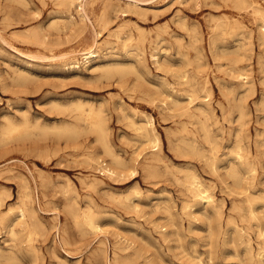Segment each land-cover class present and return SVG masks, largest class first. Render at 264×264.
Masks as SVG:
<instances>
[{
	"label": "rangeland",
	"instance_id": "obj_1",
	"mask_svg": "<svg viewBox=\"0 0 264 264\" xmlns=\"http://www.w3.org/2000/svg\"><path fill=\"white\" fill-rule=\"evenodd\" d=\"M238 1L93 0L83 21L77 2L0 0V129L30 127L0 144V264H264V0ZM90 109L130 162L121 175L103 168ZM145 119L161 152L135 127ZM66 125L77 135L55 133Z\"/></svg>",
	"mask_w": 264,
	"mask_h": 264
},
{
	"label": "bare ground",
	"instance_id": "obj_2",
	"mask_svg": "<svg viewBox=\"0 0 264 264\" xmlns=\"http://www.w3.org/2000/svg\"><path fill=\"white\" fill-rule=\"evenodd\" d=\"M62 1V0H61ZM68 4H69V6L72 8L73 6H75V3L77 2V4L78 5H80L79 6V10H78V12H79V15H80V17H81V19L83 20V21H87V19H89L90 18V16H89V10H90V7L92 6V4H93V0H65ZM119 1V0H118ZM137 1V0H136ZM153 1V0H152ZM234 1V0H233ZM238 1V0H237ZM63 2H64V0H63ZM79 2V3H78ZM105 2V1H104ZM133 2H134V0H133ZM132 2V3H133ZM140 2V1H139ZM145 2V1H144ZM236 2V1H235ZM238 2H240V1H238ZM134 3H137V2H134ZM205 3H207L206 1H205ZM204 3V4H205ZM233 3V2H232ZM241 3V2H240ZM248 3V2H247ZM131 4V3H130ZM237 4V3H236ZM250 4V3H249ZM256 4V3H255ZM110 5V4H109ZM120 5V4H119ZM126 5V4H125ZM211 5H212V3H211ZM239 5V4H238ZM242 5V4H241ZM246 5V4H245ZM248 5V4H247ZM253 5H254V3H253ZM127 6H128V4H127ZM131 6V5H130ZM129 6V7H130ZM134 5L132 4V7H133ZM249 6H251V5H249ZM257 6V5H256ZM105 7V6H104ZM116 7H117V5H116ZM136 7V6H135ZM137 7H139V6H137ZM142 7V6H141ZM246 7V6H245ZM254 8H255V6H253ZM131 8V7H130ZM129 8V9H130ZM253 8V9H254ZM149 9V8H148ZM152 9V8H151ZM256 9V8H255ZM131 10V9H130ZM144 10V9H143ZM261 10V9H260ZM102 11H103V9H102ZM258 11V10H257ZM53 12V11H52ZM105 11H103V13H104ZM129 12V11H128ZM141 12V11H140ZM124 13V12H123ZM122 13V14H123ZM143 13V12H142ZM141 13V14H142ZM145 13V12H144ZM260 13V12H259ZM109 15V14H108ZM112 15V14H111ZM145 15H146V13H145ZM103 16V15H102ZM214 16V15H213ZM227 16V15H226ZM70 17H71V19H73V16L72 15H70ZM104 17V16H103ZM103 17H102V19H103ZM105 17H106V15H105ZM156 17V16H155ZM207 17V16H206ZM211 18V17H210ZM215 18H216V16H215ZM263 18H264V14H263ZM60 19V18H59ZM148 19V18H147ZM221 18L219 17V20H220ZM235 19V18H234ZM68 20V19H67ZM81 20V21H82ZM111 20V19H110ZM90 21V20H89ZM88 21V22H89ZM101 21V20H100ZM106 23L105 24H108L110 21H108V23H107V21L106 20H104ZM176 21V20H175ZM179 21V20H178ZM213 21V20H212ZM235 21H236V19H235ZM124 22V21H123ZM128 23H129V21H127ZM135 22V21H134ZM165 22V21H164ZM172 22H173V20H172ZM220 22V21H219ZM69 24V23H68ZM100 24V23H99ZM136 24V23H135ZM178 24V23H177ZM182 24V23H181ZM186 24V23H185ZM188 24V23H187ZM186 24V25H187ZM224 24V23H223ZM70 25V24H69ZM73 25V24H72ZM139 25V24H138ZM141 25V24H140ZM185 25V26H186ZM54 26V25H53ZM123 26H125V25H123ZM136 26V25H135ZM143 26V25H142ZM210 26V25H209ZM38 27V26H37ZM67 27V26H66ZM137 27V26H136ZM262 27H264V23H263V26ZM59 28H60V26H59ZM124 28V27H123ZM192 28V27H191ZM195 28V27H194ZM223 28H224V26H223ZM222 28V29H223ZM102 29H104V26H103V28ZM139 29V28H138ZM161 29H163L162 27H161ZM183 29V28H182ZM189 29V28H188ZM239 29V28H238ZM64 30H65V28H64ZM130 30H132V29H130ZM218 30H219V28H218ZM96 31V30H95ZM101 31V30H100ZM133 31V30H132ZM188 31V30H187ZM193 31V29L191 30V32ZM74 32H78V31H75L74 30ZM82 32V31H81ZM80 32V33H81ZM116 33V32H115ZM141 33H142V31H141ZM252 33V32H251ZM13 34V33H12ZM17 34H19V32H17ZM27 34V33H26ZM143 34V33H142ZM197 34H198V32H197ZM263 34H264V31H263ZM159 35H161V34H159ZM194 35V34H193ZM244 35V34H243ZM130 36V35H129ZM129 36H127V38L129 37ZM177 36V35H176ZM197 36V35H196ZM202 36V35H201ZM219 36V35H218ZM251 36V35H250ZM254 36V35H253ZM20 37H22V36H20ZM26 37H27V35H26ZM30 37V36H29ZM37 37H39V36H36V38ZM72 37H73V35H72ZM130 37H133L132 35L130 36ZM217 37V36H216ZM263 37H264V35H263ZM177 38H180V37H177ZM192 38V37H191ZM196 38V37H195ZM26 39V38H25ZM129 39V38H128ZM144 39V38H143ZM217 39H218V37H217ZM225 39V38H224ZM23 40V39H22ZM41 40V39H40ZM151 40V39H150ZM201 40V39H200ZM263 40V39H262ZM114 41V40H113ZM128 41V40H127ZM199 41V40H198ZM242 41H244V40H242ZM25 42H27V40L25 41ZM39 42V41H38ZM124 42V41H123ZM177 42H179V41H177ZM194 42V44L197 42H195V41H193ZM45 43V42H44ZM44 43H42V44H44ZM96 43V42H95ZM94 43V44H95ZM109 43V42H108ZM182 43V42H181ZM249 43H250V41H249ZM263 43H264V41H263ZM142 44H144L143 42H142ZM193 44V43H192ZM181 45V44H180ZM40 46V45H39ZM45 46V45H44ZM193 46V45H192ZM94 47V46H93ZM124 47H126V46H123V48ZM46 48V47H45ZM52 48V47H51ZM211 48V47H210ZM115 49V48H114ZM194 49V48H193ZM204 49V48H203ZM262 49V48H261ZM111 50V49H110ZM178 50H179V48H178ZM99 50H94V49H89V50H87V51H84V52H82L81 54L82 55H84V57H83V59H85V61H83L84 63H86V64H89L92 60H94L95 58H97L98 56H99V52H98ZM196 51V50H195ZM80 52V51H79ZM197 52V51H196ZM133 53V52H132ZM212 53V52H211ZM237 53H238V51H237ZM240 53V52H239ZM29 54H31V53H29ZM69 54V53H68ZM182 54V53H181ZM201 54V53H200ZM241 54V53H240ZM260 54H261V52H260ZM190 55V54H189ZM196 55V54H195ZM262 55V54H261ZM59 56V55H58ZM58 56H56V58L58 57ZM63 56V55H62ZM49 57V56H48ZM252 57V56H251ZM44 58H45V56H44ZM52 58V57H51ZM195 58V57H194ZM200 58V57H199ZM258 58H259V56H258ZM261 58V57H260ZM54 59V58H53ZM168 59V58H167ZM180 59V58H179ZM252 59H253V57H252ZM181 60V59H180ZM78 61H79V59H78ZM190 60H188V62H189ZM252 61V60H251ZM258 61H259V59H258ZM159 62V61H158ZM157 62V63H158ZM193 62V61H192ZM234 62V61H233ZM249 62V61H248ZM74 63H76V61L74 62ZM206 63V62H205ZM236 63V62H235ZM169 64V63H168ZM177 64V63H176ZM175 64V65H176ZM182 64V63H181ZM188 64V63H187ZM200 64V63H199ZM222 64V63H221ZM237 64H238V61H237ZM97 65V64H96ZM158 65V64H157ZM66 66V65H65ZM75 66V65H74ZM133 66V65H132ZM162 66V65H161ZM172 66V65H171ZM170 66V67H171ZM185 66V65H184ZM248 66H249V64H248ZM67 67V66H66ZM110 67V66H109ZM124 67V66H123ZM135 67V66H134ZM133 67V68H134ZM157 67H159V66H157ZM174 67V66H173ZM197 67V66H196ZM221 66H219V68H220ZM246 67V66H245ZM68 68V67H67ZM100 68V67H99ZM110 68H112V67H110ZM235 68V67H234ZM92 69V68H91ZM124 69V68H123ZM135 69V68H134ZM177 69V68H176ZM175 69V70H176ZM181 69V68H180ZM186 69V68H185ZM243 69V68H242ZM248 69V68H247ZM108 70H111V69H108ZM125 70V69H124ZM183 70V69H182ZM112 71V70H111ZM134 71V70H133ZM132 71V72H133ZM103 72V71H102ZM135 72H136V70H135ZM184 72V71H183ZM246 72V71H245ZM124 73V72H123ZM188 73V72H187ZM199 73V72H198ZM244 73V72H243ZM253 73V72H252ZM109 74V73H108ZM120 74H122V73H120ZM132 74H134V73H132ZM137 74V73H136ZM178 74V73H177ZM181 74H183V73H181ZM202 74V73H201ZM110 75H111V73H110ZM137 75H139V74H137ZM179 75H180V73H179ZM189 75V74H188ZM239 75H240V71H239ZM243 75V74H242ZM109 76V75H108ZM114 76H115V74H114ZM123 76V75H122ZM111 77V76H110ZM167 77V76H166ZM165 77V78H166ZM204 77V76H203ZM235 77V76H234ZM238 77V76H237ZM139 78H140V75H139ZM192 78H193V76H192ZM141 79H143L142 77H141ZM190 79V78H189ZM93 80V79H92ZM144 80V79H143ZM187 80V79H186ZM180 81V80H179ZM185 81V80H184ZM189 80H187V81H185L186 83L188 82ZM124 82V81H123ZM161 82V81H160ZM191 81H189V83H190ZM235 82V81H234ZM148 84H149V82H147ZM185 83V84H186ZM193 83V82H192ZM192 83H191V85H192ZM166 84V83H165ZM178 84V83H177ZM157 85V84H156ZM183 85V84H182ZM185 86V85H184ZM233 87V86H232ZM167 88V87H166ZM184 88V87H183ZM195 88V87H194ZM155 89H159V86H158V88L156 87ZM176 89V88H175ZM167 90V89H166ZM187 91V90H186ZM244 91V90H243ZM188 92H190V91H188ZM197 92V91H196ZM250 92V91H249ZM246 93H247V90H246ZM264 93V92H263ZM194 94V93H193ZM243 94V93H242ZM165 95V94H164ZM195 95H197V93H195ZM239 95V94H238ZM264 95V94H263ZM242 96V95H241ZM159 97V96H158ZM195 97H197V96H195ZM161 98V97H160ZM195 99H197V98H195ZM229 99H231V98H229ZM192 100H193V96H192ZM235 100V99H234ZM87 101H88V99H87ZM148 101V100H147ZM226 101H228V100H226ZM118 102V101H117ZM151 102V101H150ZM159 102H160V100H159ZM162 102V101H161ZM179 102V101H178ZM238 102V101H237ZM263 102V101H262ZM83 103V102H82ZM105 103V102H104ZM164 103V102H163ZM171 103H172V100H171ZM217 103V102H216ZM260 103V102H259ZM125 104V103H124ZM153 104V103H152ZM162 104V103H161ZM161 104H160V106H161ZM174 104V103H173ZM221 104V103H220ZM242 104H244V103H242ZM81 105V104H80ZM104 105V104H103ZM163 105V104H162ZM217 105H219V104H217ZM62 106V105H61ZM69 106V105H68ZM177 106V105H176ZM175 106V107H176ZM226 106H228V105H226ZM63 107V106H62ZM166 107V106H165ZM181 107V106H180ZM236 107V106H235ZM99 108H101L100 107V105H99ZM198 108V107H197ZM203 108V107H202ZM242 108V107H241ZM59 109H60V107H59ZM80 109V108H79ZM82 109V108H81ZM81 109H80V111H81ZM85 109V108H84ZM92 109H93V106H92ZM160 109V108H159ZM166 109V108H165ZM168 109V108H167ZM176 109V108H175ZM199 109V108H198ZM228 109H229V107H228ZM91 110V109H90ZM104 110V109H103ZM180 110V109H179ZM191 110V109H190ZM202 110V109H201ZM246 110V109H245ZM70 111V110H69ZM72 111H77V110H72ZM71 111V112H72ZM88 111V110H87ZM101 111V112H100ZM99 112L98 111H94V110H91L90 111V113H88L87 114V120L90 122V127H92V128H89V130L90 131H92V129L94 130V132H96L97 133V137H98V140L100 141V143H101V146H102V148H103V150H104V152L110 157L109 159H110V161H109V163L108 162H106V163H104L103 162V160L102 159H100V157L99 156H96V155H94V154H92V155H90L88 158H89V160H91V161H93L94 163H100V162H103V164L105 165V167H103L104 168V170L110 175V177H114V176H117V175H121L123 172H125V170H127L128 168H130V162H128V160L127 161H125V160H123L121 157H120V154L118 155L115 151H114V149H113V146H112V144L110 143V140H109V137H108V130H107V126H106V124L104 123V121H103V118H101V114H102V110H100ZM150 111V110H149ZM170 111V110H169ZM178 110H176V112H177ZM181 111V110H180ZM192 111V110H191ZM196 111V110H195ZM229 111V110H228ZM243 111L244 110H242V113H240V118L242 119V114H243V116H244V113H243ZM89 112V111H88ZM186 112H187V109H186ZM193 112V111H192ZM202 112H204V110L202 111ZM85 113V112H84ZM83 113V114H84ZM101 113V114H100ZM103 113H105V112H103ZM178 113V112H177ZM181 113V112H180ZM191 113V112H190ZM145 114V113H144ZM203 115L205 114V116H206V112L205 113H202ZM211 114V113H210ZM156 115V114H155ZM172 115V114H171ZM194 115H195V113H193V118H194ZM216 115V114H215ZM78 116L80 117V115L78 114ZM77 116V117H78ZM126 116H128V115H126ZM173 116V115H172ZM186 116V115H185ZM188 116V115H187ZM208 116V115H207ZM83 117V116H82ZM82 117H80V118H82ZM124 117V116H123ZM178 117V116H177ZM189 117V116H188ZM196 117H198L197 116V114H196ZM83 118H85V117H83ZM200 118V117H199ZM129 119V118H128ZM208 119V118H207ZM210 119V118H209ZM218 119V118H217ZM240 119V120H241ZM81 120V119H80ZM79 120V121H80ZM211 120V119H210ZM9 121V120H8ZM7 121V122H8ZM24 121H26V120H24ZM201 121H203V120H201ZM205 121H207L206 119H205ZM205 121H203V122H205ZM217 121V120H216ZM215 121V122H216ZM29 122V121H28ZM131 122H132V124H133V122L134 121H132V118H131ZM130 122V123H131ZM177 122V121H176ZM190 122V121H189ZM200 122V121H199ZM208 122H209V120H208ZM39 123V122H38ZM218 123V122H217ZM25 124V123H24ZM28 124H31V123H28ZM36 124H37V122H36ZM55 124V123H54ZM135 124V127H136V129L137 130H139L140 131V135L143 137V138H145V140H146V142H148V143H150L151 144V146H152V148H153V150H154V152H161V150H162V145H163V141L161 140V138H160V136H159V134L157 133V131L155 130V128H154V125H153V122H152V120H150V119H145V122L143 123V124H141V125H138L137 123H134ZM213 124V123H212ZM82 125V124H81ZM183 125H184V122H183ZM65 126V125H64ZM74 126V125H73ZM204 126V125H203ZM202 126V127H203ZM43 127V126H42ZM52 127V126H51ZM60 127V126H59ZM88 127V126H87ZM29 129H30V127H28ZM28 128L27 127H25V126H20V125H17V124H15V123H13V122H9L6 126H4V127H2L1 129H0V144H1V142L4 140V139H8V138H12V137H14L15 135H19V134H22V133H24V132H26L27 130H28ZM36 128V127H35ZM40 128V127H39ZM46 128V127H45ZM55 128H56V126H55ZM165 128V127H164ZM213 128V127H212ZM33 129V128H32ZM44 129V128H43ZM48 129H49V127H48ZM52 129V128H51ZM50 129V130H51ZM54 129V128H53ZM78 129V128H77ZM184 129V128H183ZM202 129V128H201ZM208 128H206V130H207ZM56 130H57V132H55V133H58V131H62V132H64V133H68V134H72V135H75V133H76V135H77V130H76V128H73V127H69V126H67L66 125V127H63L62 126V128H56ZM82 130V129H81ZM182 130V129H181ZM187 130H188V128H187ZM238 130V129H237ZM33 131V130H32ZM40 131V130H39ZM41 131H42V128H41ZM44 131H45V129H44ZM83 131V130H82ZM87 131V129L85 130V132ZM89 131V132H90ZM175 131V130H174ZM180 131V130H179ZM213 131V130H212ZM262 131V130H261ZM171 132V131H170ZM185 132V131H184ZM209 132H211L210 131V129H209ZM214 132V131H213ZM27 133V132H26ZM25 133V134H26ZM41 133V132H40ZM91 133V132H90ZM172 133V132H171ZM174 133V132H173ZM176 133V132H175ZM182 133V132H181ZM239 133V132H238ZM28 134H29V131H28ZM36 134H37V132H36ZM81 134V133H80ZM61 135V134H60ZM189 135V134H188ZM35 136V135H34ZM55 136H57L58 137V134H56ZM62 136H64V134L62 135ZM67 136H69V135H67ZM174 136H176L175 134H174ZM239 136V135H238ZM253 136V135H252ZM32 137V136H31ZM76 138H77V136H75ZM204 137H206V136H204ZM35 138H36V136H35ZM210 138V137H209ZM127 139V138H126ZM186 139V138H185ZM241 138H239V140H240ZM13 140H14V138H13ZM189 140V139H188ZM209 140V139H208ZM208 140H206V141H208ZM15 141V140H14ZM97 141V140H96ZM128 141V140H127ZM184 141V140H183ZM186 141V140H185ZM184 141V142H185ZM22 142V141H21ZM24 142H26V140L24 141ZM135 142H136V140H135ZM181 142V141H180ZM209 142V141H208ZM211 142H213L214 143V141L212 140ZM5 143V142H4ZM187 142H185V144H186ZM191 143V142H190ZM189 143V144H190ZM215 143H217V142H215ZM122 144V143H121ZM195 144V143H194ZM176 145V144H175ZM193 145V144H192ZM212 145V144H211ZM215 145V147H214V149H212V150H215V148H217V145L216 144H214ZM3 146V145H2ZM144 146H146V145H144ZM193 146H195V145H193ZM244 147V146H243ZM193 148V147H192ZM191 149V148H190ZM197 149V148H196ZM195 149V150H196ZM242 150H243V148H242ZM35 151V150H34ZM211 151V150H210ZM196 151H194V153H195ZM200 152V151H199ZM204 153H205V151H203ZM216 152V151H215ZM215 152H213V153H215ZM220 152V151H219ZM234 152V151H233ZM242 152V151H241ZM253 152V151H252ZM79 153V152H78ZM190 153V152H189ZM198 153V152H197ZM236 153V152H235ZM90 154V153H89ZM147 155V154H146ZM200 155V154H199ZM202 155V154H201ZM213 155H215V154H213ZM148 156V155H147ZM209 157V156H208ZM208 157L206 156V160L207 161H209L208 160ZM242 158V157H241ZM244 158V157H243ZM47 159H48V157H47ZM134 159H135V156H134ZM253 159V158H252ZM89 160H88V162H89ZM212 160V159H211ZM84 161H86V160H84ZM229 161V160H228ZM6 162V161H5ZM88 162H86V163H88ZM212 162L213 161H211V164H212ZM84 163V162H83ZM230 163H231V161H230ZM145 164V163H144ZM208 164H209V162H208ZM143 166V165H142ZM253 166V165H252ZM27 167V166H26ZM38 167V166H37ZM133 167V166H132ZM214 167V166H213ZM233 168H232V170H231V174L234 176V177H236L235 179H240V172H239V170H238V168H237V166H232ZM1 168V167H0ZM3 168V167H2ZM255 168H256V166H255ZM212 169V168H211ZM226 169H229V168H226ZM14 170V169H13ZM28 170V169H27ZM254 170V169H253ZM136 170H134L133 169V173L135 172ZM139 171V170H138ZM194 171V170H193ZM185 172V171H184ZM213 172H214V168H213ZM250 172V171H249ZM252 172V171H251ZM107 174V175H108ZM153 174H155V172H153ZM254 174V173H253ZM89 175V174H88ZM255 175V174H254ZM153 176H155V175H153ZM228 176H230V175H228ZM95 177V176H94ZM94 177H93V179H94ZM217 177H219V176H217ZM25 178V177H24ZM85 178V177H84ZM197 178V177H196ZM254 178V177H253ZM242 179V178H241ZM24 180V179H23ZM98 181V180H97ZM200 181H201V179H200ZM200 181H198L197 179H194V181L193 182H191L192 183V187L191 188H193L196 192H197V194L198 195H201V197H203V198H206V200H207V202H209L210 201V199H211V195H203L202 196V194H204L205 192H206V190H203L201 187H202V183L200 182ZM243 181V180H242ZM261 181V180H260ZM27 182V181H26ZM99 182V181H98ZM102 182V181H101ZM237 182V181H236ZM244 182V181H243ZM233 183V182H232ZM240 183H241V181H240ZM264 183V182H263ZM237 184H238V182H237ZM67 185H69V184H67ZM88 185V184H87ZM94 185V184H93ZM92 185V186H93ZM189 185V184H188ZM243 185V184H242ZM4 186V185H3ZM90 186V185H89ZM191 186V185H190ZM227 186V185H226ZM242 187V186H241ZM240 187V188H241ZM245 187V186H244ZM25 188V187H24ZM96 188V187H95ZM255 188V187H254ZM253 188V189H254ZM193 189H192V193H193ZM250 190V189H249ZM249 190H248V192H249ZM232 191V190H231ZM234 192V191H233ZM246 192H247V190H246ZM254 193V192H253ZM261 193H262V191H261ZM206 194V193H205ZM214 195V194H213ZM242 195V194H241ZM128 197V196H127ZM215 197V196H214ZM264 197V196H263ZM118 198V197H117ZM255 198H256V196H255ZM254 198V199H255ZM259 198V197H258ZM261 198V197H260ZM246 199V198H245ZM128 200V199H127ZM217 200V199H216ZM219 200V199H218ZM28 201V200H27ZM161 202H164V200L163 201H161ZM198 202V201H197ZM206 202V203H207ZM211 203H213L212 201H210ZM217 202H219V201H217ZM243 202H244V200H243ZM242 202V203H243ZM23 203V202H22ZM250 203H251V201H250ZM75 204V203H74ZM163 204V203H162ZM205 204V203H204ZM240 204V203H239ZM1 205V204H0ZM206 205V204H205ZM213 205V204H212ZM212 205H211V207H212ZM215 205V204H214ZM236 205V204H235ZM238 205V204H237ZM236 205V206H237ZM168 206V205H167ZM186 206V205H185ZM204 206V205H203ZM241 206V205H240ZM239 206V208H241ZM80 207V206H79ZM157 207V206H156ZM169 207V206H168ZM14 208V207H13ZM76 208H78V207H76ZM76 208L75 207H73V209H74V211L76 210ZM158 208V207H157ZM214 208V207H213ZM238 208V207H237ZM8 209H9V207H8ZM7 209V210H8ZM158 209H160V208H158ZM220 209V208H219ZM222 209V208H221ZM243 209V208H242ZM30 210V209H29ZM165 210V209H164ZM204 210V209H203ZM223 210V209H222ZM240 210V209H239ZM251 210H252V206H251ZM12 211V210H11ZM72 211V210H71ZM218 211V210H217ZM236 211V210H235ZM253 211V210H252ZM33 212V211H32ZM170 212V211H169ZM198 212V211H197ZM219 212V211H218ZM11 213H13V212H11ZM28 213H31V212H28ZM93 213V212H92ZM92 213H91V215L90 214H88V215H85L84 216V219H85V224L86 225H88L89 227H91V228H93V229H97L99 226L97 225V223H96V221L94 220V218H93V215H94V213H93V215H92ZM254 213V212H253ZM10 214V213H9ZM20 214H21V218L22 217H25V211L24 210H21V212H20ZM222 214V213H221ZM78 215V214H77ZM219 215V214H218ZM231 215V214H230ZM250 215V214H249ZM95 216H97V214L95 215ZM228 217V216H227ZM34 218V217H33ZM75 218V217H74ZM245 218V217H244ZM12 219V218H11ZM23 219V218H22ZM228 219H231L230 217L228 218ZM233 219V218H232ZM251 219V218H250ZM81 220V219H80ZM171 220V219H170ZM210 220V219H209ZM76 221H77V219H76ZM235 221V220H234ZM224 222V221H223ZM14 223V222H13ZM26 223V222H25ZM238 224V223H237ZM14 225V224H13ZM29 227V226H28ZM82 227V226H81ZM210 227H212V226H210ZM241 227V226H240ZM258 227V226H257ZM11 228H13V227H11ZM100 228V227H99ZM258 228H260V227H258ZM8 229V228H7ZM212 229H213V227H212ZM19 230V229H18ZM29 230V229H28ZM30 231V230H29ZM13 233H14V230L12 231ZM32 232H33V230H32ZM260 233H261V231H259ZM264 232V231H263ZM29 233V232H28ZM184 233V232H183ZM259 233V234H260ZM178 234V233H177ZM185 234V233H184ZM224 234H225V232H224ZM219 235V234H218ZM263 235V234H262ZM15 236V235H14ZM27 236V235H26ZM179 236V235H178ZM181 236V235H180ZM183 236V235H182ZM257 236V235H256ZM264 236V235H263ZM27 238V237H26ZM180 239V238H179ZM66 241V240H65ZM264 241V240H263ZM8 242V241H7ZM249 242H250V240H249ZM263 244V243H262ZM252 245V244H251ZM36 246V245H35ZM251 248V247H250ZM34 249H36V248H34ZM252 250V249H251ZM8 251V250H7ZM35 251V250H34ZM36 252V251H35ZM8 253V252H7ZM14 253V252H13ZM113 253H114V251H113ZM15 254V253H14ZM117 254V253H116ZM254 254V253H253ZM258 254V253H257ZM4 255V254H3ZM16 255V254H15ZM8 256V255H7ZM28 256H29V254H28ZM253 256V255H252ZM258 256V255H257ZM6 258V257H5ZM8 258V257H7ZM14 258V257H13ZM115 258V257H114ZM262 258H263V256H262ZM2 259V258H1ZM9 259H11V257L9 258ZM254 258H252V260H253ZM15 261H17L16 259H14ZM119 260V259H118ZM5 261V260H4ZM115 261V260H114ZM256 261V260H255ZM2 262V261H1ZM262 262H263V260H262ZM16 263V262H15ZM18 263V262H17ZM256 263V262H255ZM10 264V263H9Z\"/></svg>",
	"mask_w": 264,
	"mask_h": 264
}]
</instances>
